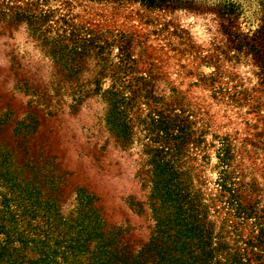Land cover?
I'll list each match as a JSON object with an SVG mask.
<instances>
[{"label":"rangeland","instance_id":"rangeland-1","mask_svg":"<svg viewBox=\"0 0 264 264\" xmlns=\"http://www.w3.org/2000/svg\"><path fill=\"white\" fill-rule=\"evenodd\" d=\"M231 1L223 27L135 0H0V167L55 176L63 215L86 190L135 244L173 217V189L243 247L264 231V0Z\"/></svg>","mask_w":264,"mask_h":264},{"label":"trees","instance_id":"trees-1","mask_svg":"<svg viewBox=\"0 0 264 264\" xmlns=\"http://www.w3.org/2000/svg\"><path fill=\"white\" fill-rule=\"evenodd\" d=\"M135 1L150 8L207 10L223 27L238 8L231 0L212 4L203 0ZM262 47L256 60L264 73ZM7 155L0 167V183L9 190L0 210V264H264V231L244 241L243 247L231 248L214 240L205 222L195 223L173 189L166 188L159 195H173V217L157 216L155 233L135 244L122 237L121 229H106L95 196L84 189L76 191L74 211L63 215L54 195L56 177L48 175L41 182L33 173L34 166L27 165L33 173L29 177ZM44 183L49 188L43 191ZM37 216L41 219L32 224L29 218Z\"/></svg>","mask_w":264,"mask_h":264}]
</instances>
